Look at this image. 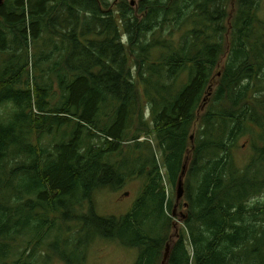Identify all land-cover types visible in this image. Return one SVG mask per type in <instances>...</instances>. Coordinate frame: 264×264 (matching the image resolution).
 Listing matches in <instances>:
<instances>
[{
	"label": "trees",
	"instance_id": "trees-1",
	"mask_svg": "<svg viewBox=\"0 0 264 264\" xmlns=\"http://www.w3.org/2000/svg\"><path fill=\"white\" fill-rule=\"evenodd\" d=\"M134 2L0 6V264H82L95 235L133 264H264L263 0ZM134 179L128 213L96 211Z\"/></svg>",
	"mask_w": 264,
	"mask_h": 264
},
{
	"label": "rangeland",
	"instance_id": "rangeland-1",
	"mask_svg": "<svg viewBox=\"0 0 264 264\" xmlns=\"http://www.w3.org/2000/svg\"><path fill=\"white\" fill-rule=\"evenodd\" d=\"M129 1L135 3V0ZM260 17L264 21V0L261 5ZM34 51L35 50L33 49L31 54L33 55L32 60L34 59ZM32 75L33 73L31 70L30 76L32 77ZM208 100H210L209 97ZM206 104H208V102ZM206 104L199 111V114L204 111ZM149 139L154 144V139ZM247 139L248 137H244L240 141L241 148L236 152V159L240 166L247 165L254 154L252 147L247 145L249 143ZM159 155L158 152V156ZM140 190L141 182L138 179L127 182V184L121 189L104 188L98 191L94 197L95 209L102 216L120 217L133 208ZM174 193L175 197L172 212L174 213L176 209V214L173 215L174 225L172 235L178 233L182 229L184 222L181 219V214H186V208L184 206V203L186 202L185 198L177 201V188ZM259 199H264V193L260 195ZM85 242H87L86 247H79L81 252L84 251L81 255L84 259L82 264H133L138 257V251L135 249L125 247L119 241L104 239L98 235L93 236L91 240L87 239ZM55 260L59 259L55 258Z\"/></svg>",
	"mask_w": 264,
	"mask_h": 264
},
{
	"label": "water",
	"instance_id": "water-1",
	"mask_svg": "<svg viewBox=\"0 0 264 264\" xmlns=\"http://www.w3.org/2000/svg\"><path fill=\"white\" fill-rule=\"evenodd\" d=\"M4 0H0V6L3 4ZM220 75V72L218 74V76ZM211 94V93H210ZM209 94V95H210ZM194 134L191 136V141L193 142L194 140ZM186 170H187V164L184 165L183 167V170H182V173L180 175V178H179V181H178V184H177V201H180L181 199L184 198L185 196V186H184V176L186 174ZM185 205H188V203H185ZM184 216H182L183 218ZM170 248H171V244L169 243L167 245V248H166V253H165V259L168 257V254L170 252Z\"/></svg>",
	"mask_w": 264,
	"mask_h": 264
},
{
	"label": "flooded vegetation",
	"instance_id": "flooded-vegetation-1",
	"mask_svg": "<svg viewBox=\"0 0 264 264\" xmlns=\"http://www.w3.org/2000/svg\"><path fill=\"white\" fill-rule=\"evenodd\" d=\"M183 199H184V198H183ZM185 203H187V202H185ZM185 203H184V206H185V208H187L188 205H185ZM175 212H176V209H175V211H174V215L176 214ZM182 216H184L183 218H185V217H186V214H184V213L181 214V219L183 220Z\"/></svg>",
	"mask_w": 264,
	"mask_h": 264
}]
</instances>
